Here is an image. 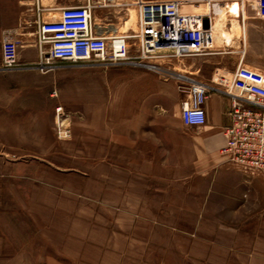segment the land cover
<instances>
[{"label": "rangeland", "instance_id": "374dc122", "mask_svg": "<svg viewBox=\"0 0 264 264\" xmlns=\"http://www.w3.org/2000/svg\"><path fill=\"white\" fill-rule=\"evenodd\" d=\"M133 1L95 17L125 30ZM182 1V13L204 12ZM219 5L209 22L223 50L238 35L221 22L240 17L244 38V11ZM16 11L0 0V46L21 34ZM250 59L264 75V49ZM156 60L162 71L54 61L35 94L0 71V264H264V174L198 145L201 129L180 120L179 58Z\"/></svg>", "mask_w": 264, "mask_h": 264}, {"label": "built area", "instance_id": "2783aa9c", "mask_svg": "<svg viewBox=\"0 0 264 264\" xmlns=\"http://www.w3.org/2000/svg\"><path fill=\"white\" fill-rule=\"evenodd\" d=\"M21 1H31L34 12L36 67L40 71H49L54 61L102 69L132 65L158 71L156 59L184 58L212 51L210 18L189 21L175 0H135L136 28L122 31L110 19L95 17L96 12L104 15V9L114 5L110 3L112 0H83L58 10L43 6L41 0ZM55 11L57 16L50 13ZM44 12L49 16L45 17ZM204 19L209 23L205 28ZM3 36L0 71H7L18 66L20 40L9 32ZM162 51L167 52L163 57ZM180 78L189 83L179 104L181 123L200 128L206 122L209 90L201 82ZM221 92L229 98L226 112L229 125L223 130L224 144L219 154L243 173L263 175L264 75L239 61L227 88Z\"/></svg>", "mask_w": 264, "mask_h": 264}, {"label": "crops", "instance_id": "0c3cea01", "mask_svg": "<svg viewBox=\"0 0 264 264\" xmlns=\"http://www.w3.org/2000/svg\"><path fill=\"white\" fill-rule=\"evenodd\" d=\"M17 12L18 25L16 31L21 34H15L19 37L21 42L18 48L17 63L18 66L14 69L4 71V73H12L13 75L23 79L29 80L26 88L31 90V94H35L40 84L35 81L42 79L43 73L47 71H40L36 67L37 62V48L34 38V12L33 9L23 8L24 3L21 0H10ZM83 0H49V7L59 8L66 6H74L80 4ZM116 0H112L115 2ZM119 1V0H118ZM128 2L131 0H127ZM135 1V0H134ZM187 1V0H186ZM189 2L198 4L206 3L208 0H188ZM228 1H233L238 4L243 3L244 16V38L241 37V18L231 19L230 23L224 18L221 22L222 30L230 35H238V40L232 46H224L223 50H213L203 54H192L184 58H179L177 67L179 70V77H184L190 81L203 83L209 90V94L205 103L206 122L200 127L198 134V145L202 146L205 152L217 153L221 150L224 144L223 130L229 125V118L226 114L229 108V98L221 91L228 86L230 77L241 61L243 66H251L253 63L251 57L257 56L261 49H264V0H211L210 5L212 9L213 3H221L224 8ZM197 6V5H196ZM116 11V5H111ZM112 9H109L111 11ZM57 16V11L50 12ZM45 17L49 16L48 12H44ZM208 17L209 14H208ZM118 19L120 17H117ZM208 23V20L205 19ZM211 20V18H210ZM213 21V19H212ZM211 21L215 28V24ZM209 24V23H208ZM218 33L219 30L215 29ZM215 56V57H214ZM209 57V58H208ZM87 69H101L97 67L87 66ZM103 70V69H102ZM105 76H103L104 78ZM93 82L101 83V75H94L91 77ZM34 81V82H33ZM186 84H189L187 81ZM30 86V87H29ZM62 89H60L61 91ZM57 96L55 91L51 97ZM183 126V125H182ZM185 127V126H184ZM39 135V134H34Z\"/></svg>", "mask_w": 264, "mask_h": 264}, {"label": "bare ground", "instance_id": "6f19581e", "mask_svg": "<svg viewBox=\"0 0 264 264\" xmlns=\"http://www.w3.org/2000/svg\"><path fill=\"white\" fill-rule=\"evenodd\" d=\"M176 2H177V6L179 7V9L182 7V4L185 2V1H182V0H175ZM210 2H211V0H208L207 2H206V6H205V8H204V12H202V14L201 13H196V12H193V13H188V20L189 21H191V20H193V19H197V20H200V19H202V17L204 18V17H206V16H208V14H211L210 12H211V5H210ZM133 3H134V1H133ZM45 4V3H44ZM122 5H124L125 7H127V11H128V13H129V16H128V18L126 19V21H125V23L123 24V25H121L122 27V29H127V27H129V26H132V27H134L135 26V20H136V15H135V11H134V8L135 7H130V6H126V3H124V4H122ZM134 5H135V3H134ZM185 14V13H184ZM183 14V16H186V15H184ZM187 14V13H186ZM180 16H182V15H180ZM205 20V19H204ZM130 28V27H129ZM216 28H214V26L212 25V42H211V45H210V48L212 49V51L213 50H216L217 48L219 49V48H221V46H222V41H223V37H222V33L220 32V30L219 29H217V30H219V33L215 30ZM162 53L163 54H165V53H167L166 51H162ZM161 57H163L164 55H160ZM215 57V56H214ZM209 58V57H208ZM163 59H165V58H163ZM157 62L159 61V60H156ZM160 63H164L165 64V62L164 61H160ZM159 66H160V68H162V64L160 65L159 64ZM165 66V65H164ZM160 68H158L159 70H162V69H160ZM166 68V67H165ZM167 69V68H166ZM173 72V71H172ZM177 72V71H176ZM179 72V71H178ZM170 73V72H169ZM169 75V74H168ZM176 76V75H175ZM181 77V76H180Z\"/></svg>", "mask_w": 264, "mask_h": 264}, {"label": "water", "instance_id": "95a60500", "mask_svg": "<svg viewBox=\"0 0 264 264\" xmlns=\"http://www.w3.org/2000/svg\"><path fill=\"white\" fill-rule=\"evenodd\" d=\"M205 27H208V23H207L206 20H204V28H205Z\"/></svg>", "mask_w": 264, "mask_h": 264}]
</instances>
